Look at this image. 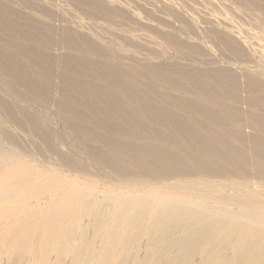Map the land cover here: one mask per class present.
<instances>
[{"label": "rangeland", "instance_id": "374dc122", "mask_svg": "<svg viewBox=\"0 0 264 264\" xmlns=\"http://www.w3.org/2000/svg\"><path fill=\"white\" fill-rule=\"evenodd\" d=\"M260 236L264 0H0V264H264Z\"/></svg>", "mask_w": 264, "mask_h": 264}, {"label": "bare ground", "instance_id": "6f19581e", "mask_svg": "<svg viewBox=\"0 0 264 264\" xmlns=\"http://www.w3.org/2000/svg\"><path fill=\"white\" fill-rule=\"evenodd\" d=\"M138 208V207H137ZM165 214H166V217L168 218L171 214H174L176 213L177 215H182V220L179 221L182 223V225H180L179 227H177L176 230H185L186 227H188L189 224H192V223H195L196 222V219L194 218V216L190 213V212H187V211H182V210H179L177 211L176 209H165ZM185 223V224H184ZM211 224L208 225V227L205 229V231L203 232H200V233H194L193 235H190L186 238V241L188 242H194V243H204V240H205V236L204 234L207 233L206 235H210V232L212 231V229L209 227ZM223 227L226 226L225 224H223ZM229 227V226H228ZM96 228V227H95ZM234 229V228H233ZM100 230V229H99ZM102 230V229H101ZM99 232V231H98ZM262 237V236H260ZM264 238V236L262 237ZM104 245V244H103ZM258 247V246H257ZM238 249V248H237ZM256 248H254V252ZM249 250V249H248ZM263 250V249H262ZM236 252V251H235ZM253 253V251H252ZM251 253V254H252ZM249 254V253H248ZM258 255V254H257ZM255 257V256H254ZM257 261V260H256Z\"/></svg>", "mask_w": 264, "mask_h": 264}]
</instances>
